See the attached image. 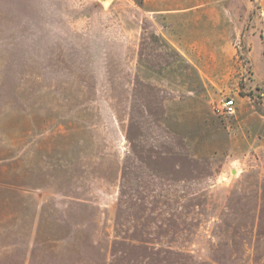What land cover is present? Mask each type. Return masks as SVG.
Here are the masks:
<instances>
[{"label": "rangeland", "instance_id": "obj_1", "mask_svg": "<svg viewBox=\"0 0 264 264\" xmlns=\"http://www.w3.org/2000/svg\"><path fill=\"white\" fill-rule=\"evenodd\" d=\"M0 264H264V0H0Z\"/></svg>", "mask_w": 264, "mask_h": 264}, {"label": "built area", "instance_id": "obj_2", "mask_svg": "<svg viewBox=\"0 0 264 264\" xmlns=\"http://www.w3.org/2000/svg\"><path fill=\"white\" fill-rule=\"evenodd\" d=\"M220 114L225 116H230L236 113L237 111V102L234 97L225 98L220 106L218 107Z\"/></svg>", "mask_w": 264, "mask_h": 264}]
</instances>
